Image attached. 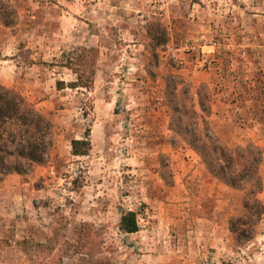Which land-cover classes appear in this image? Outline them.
Instances as JSON below:
<instances>
[{
	"label": "rangeland",
	"instance_id": "rangeland-1",
	"mask_svg": "<svg viewBox=\"0 0 264 264\" xmlns=\"http://www.w3.org/2000/svg\"><path fill=\"white\" fill-rule=\"evenodd\" d=\"M11 2L0 84L44 101L54 143L43 165L0 177V264H264V215L236 242L244 190L174 140L166 92L169 74L195 102L208 86L212 131L262 150L264 203V0ZM91 69L87 87L70 86ZM85 136L88 153L73 154ZM127 210L132 233L119 229Z\"/></svg>",
	"mask_w": 264,
	"mask_h": 264
},
{
	"label": "trees",
	"instance_id": "trees-1",
	"mask_svg": "<svg viewBox=\"0 0 264 264\" xmlns=\"http://www.w3.org/2000/svg\"><path fill=\"white\" fill-rule=\"evenodd\" d=\"M17 18L11 0H0V24L12 26ZM157 26L160 25L157 23ZM161 29L159 39L150 33L151 39L158 45L166 40V29ZM92 74L93 69L88 75L77 73V80L69 84L87 87ZM178 77L169 74L166 86L174 140H181L193 149L211 176L232 188L244 190L245 212L230 219L234 239L244 243L252 238L254 223L264 215V203L258 197L263 188L259 173L262 150L253 144L229 147L208 123L211 113L208 86L203 83L198 87L195 102L190 86L182 90ZM58 85L62 87L63 82ZM247 89L251 90L252 87ZM182 93L186 94L185 101L180 98ZM53 143L54 126L51 119L18 90L0 84V177L10 173H27L34 166L43 165ZM90 147L88 136L71 140L73 154L85 155ZM119 229L126 233L137 231V212L124 211L119 219Z\"/></svg>",
	"mask_w": 264,
	"mask_h": 264
},
{
	"label": "crops",
	"instance_id": "crops-1",
	"mask_svg": "<svg viewBox=\"0 0 264 264\" xmlns=\"http://www.w3.org/2000/svg\"><path fill=\"white\" fill-rule=\"evenodd\" d=\"M10 60H12V59H10ZM9 80V79H8ZM8 87L10 86V85H7ZM10 88H12V87H10ZM25 96V95H24ZM32 101V100H31ZM37 102H36V106L37 107H39V106H41V104L42 103H44V101L43 100H36Z\"/></svg>",
	"mask_w": 264,
	"mask_h": 264
}]
</instances>
